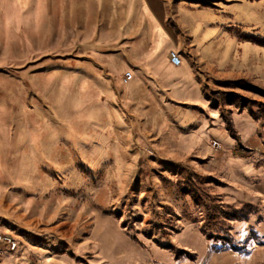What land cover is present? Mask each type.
Segmentation results:
<instances>
[{"label":"rangeland","instance_id":"rangeland-1","mask_svg":"<svg viewBox=\"0 0 264 264\" xmlns=\"http://www.w3.org/2000/svg\"><path fill=\"white\" fill-rule=\"evenodd\" d=\"M145 3L0 9V264H264V0L166 2L198 65L253 74L205 68L197 108L123 82Z\"/></svg>","mask_w":264,"mask_h":264},{"label":"crops","instance_id":"crops-1","mask_svg":"<svg viewBox=\"0 0 264 264\" xmlns=\"http://www.w3.org/2000/svg\"><path fill=\"white\" fill-rule=\"evenodd\" d=\"M42 1L46 0H0V9H5L7 7H14L15 9L25 10L26 8H31L33 10L32 17L36 20L35 11L40 6ZM154 3H145L148 11L151 14L152 21L148 20L145 15V10L142 7V15L138 18H143V26L140 28V24H136L135 34L139 32V44L137 45V53L132 56L130 55V65L132 67V74H134L135 79L139 81H146L154 84L159 88L158 92L171 98L174 101L180 102L182 104L192 103L194 107L196 104L200 103L202 99L201 92V81L198 80L197 75L205 74V71H213L217 69L226 74H237L239 71L245 72V74H252V72L233 69L232 67L226 68L224 70L218 69L212 63L204 62L203 66H199L200 70L196 69L193 64V58L197 57L199 61H205L201 56H195V48L183 47L181 39H172L169 33L165 30V7L167 6V1L169 0H151ZM144 5V4H143ZM163 7V8H162ZM162 9V12H161ZM139 19H137L139 21ZM137 21V22H138ZM142 21V20H141ZM140 21V22H141ZM147 21L149 24L147 25ZM156 23V27H154ZM131 38H136L132 36ZM177 50L180 52L182 57L181 66H172L169 62L170 51ZM206 68V69H205ZM144 70H148L150 73V79L146 80V73ZM206 75V74H205ZM208 76V75H206ZM149 83V84H150ZM147 84V85H149ZM154 93V92H153ZM199 106H196V108ZM192 118V116H191ZM189 120L188 123L195 121ZM210 119L212 120L213 118ZM206 123L205 119H198L197 123ZM245 124H255L252 120H246Z\"/></svg>","mask_w":264,"mask_h":264},{"label":"built area","instance_id":"built-area-1","mask_svg":"<svg viewBox=\"0 0 264 264\" xmlns=\"http://www.w3.org/2000/svg\"><path fill=\"white\" fill-rule=\"evenodd\" d=\"M168 58H169L170 64L172 66H175V67L181 66V64L183 62L181 54L177 50L170 51ZM198 61H199V59L197 57L193 58V64L195 66L197 65L196 69L199 71L200 70V67H199L200 65L198 66ZM132 78H133V75H132L131 71H127V72H125L123 74V82L124 83H128L130 80H132ZM216 145H217V143L213 142V146H216ZM0 240L1 241L4 240L7 244H9L11 249H14L15 246H16L14 241L10 240V238H7L5 236H3V237L0 236Z\"/></svg>","mask_w":264,"mask_h":264},{"label":"trees","instance_id":"trees-1","mask_svg":"<svg viewBox=\"0 0 264 264\" xmlns=\"http://www.w3.org/2000/svg\"><path fill=\"white\" fill-rule=\"evenodd\" d=\"M235 135V134H234ZM235 137H236V135H235ZM193 194H194V198H198V197H196V196H198L197 194L198 193H196L195 191H193ZM205 205V209H206V212H207V214H208V217L211 219V220H215V218H214V214H212V211H210V209H209V207L207 206V204L205 203L204 204Z\"/></svg>","mask_w":264,"mask_h":264}]
</instances>
